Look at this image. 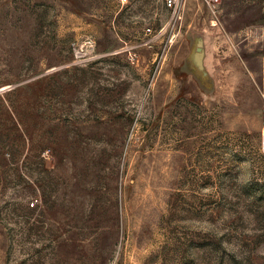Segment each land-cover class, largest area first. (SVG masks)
Segmentation results:
<instances>
[{
    "label": "rangeland",
    "instance_id": "rangeland-1",
    "mask_svg": "<svg viewBox=\"0 0 264 264\" xmlns=\"http://www.w3.org/2000/svg\"><path fill=\"white\" fill-rule=\"evenodd\" d=\"M179 14L0 0V264H264V0Z\"/></svg>",
    "mask_w": 264,
    "mask_h": 264
},
{
    "label": "built area",
    "instance_id": "built-area-1",
    "mask_svg": "<svg viewBox=\"0 0 264 264\" xmlns=\"http://www.w3.org/2000/svg\"><path fill=\"white\" fill-rule=\"evenodd\" d=\"M161 1L167 10H169V11L173 12L175 15H177L180 13V10H181V7H182L184 0H161ZM209 1L213 3L215 0H209ZM120 2L123 5H125L126 3H128V0H120ZM146 32L148 33V35H151V33H153L151 28H148L146 30Z\"/></svg>",
    "mask_w": 264,
    "mask_h": 264
}]
</instances>
